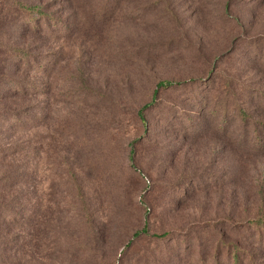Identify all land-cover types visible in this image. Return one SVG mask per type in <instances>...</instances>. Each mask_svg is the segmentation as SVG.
Returning a JSON list of instances; mask_svg holds the SVG:
<instances>
[{
	"label": "rangeland",
	"instance_id": "374dc122",
	"mask_svg": "<svg viewBox=\"0 0 264 264\" xmlns=\"http://www.w3.org/2000/svg\"><path fill=\"white\" fill-rule=\"evenodd\" d=\"M113 2L0 0V264H264V0Z\"/></svg>",
	"mask_w": 264,
	"mask_h": 264
},
{
	"label": "trees",
	"instance_id": "16d2710c",
	"mask_svg": "<svg viewBox=\"0 0 264 264\" xmlns=\"http://www.w3.org/2000/svg\"><path fill=\"white\" fill-rule=\"evenodd\" d=\"M111 2V0H109V3ZM118 2H119V0H114V2H113V5H112V7H109V10H112L113 11V9L116 7V5H118ZM110 6V5H109ZM19 9L20 10H24V11H26V12H28V13H30V15H31V17H35V16H37L38 14H39V12L38 11H34L33 10V7H32V5H28V6H20L19 7ZM111 13V12H110ZM30 20H31V18H30ZM15 56H17V55H15ZM23 57H20V59H22ZM22 82V81H21ZM22 84V83H21ZM172 84H174V82L172 81V80H158V81H156L155 82V85H154V89H153V95H154V93L156 92V90L158 89V88H165V87H168V86H171ZM23 85V84H22ZM23 86H25V85H23ZM12 87L15 89V90H20V91H23L24 89H22V88H18V85L17 84H15V85H12ZM200 102H201V100H200ZM199 102V103H200ZM146 105V104H145ZM145 105H143V106H145ZM212 111V109H210L209 111H207V112H211ZM239 111H241V117H244L245 115H244V109L243 108H239ZM8 112H10L12 115L15 113V111H8ZM142 116V115H141ZM16 120L18 121V118H16ZM182 121V120H181ZM197 122L195 121V120H191V119H189L188 120V122H187V124L185 125V128H187L188 130H190V131H192V132H194L193 131V128H194V125L196 124ZM176 124H178V123H176ZM175 124V125H176ZM196 133V132H195ZM11 175H3V178H1V181L2 180H5V178L4 177H10ZM9 204L10 203H8V202H6V201H0V218H2V219H7V220H9L10 221V217H9ZM11 206V205H10ZM12 208H15L13 205L10 207V209H12ZM252 224V225H255V226H258L259 228H262V230L260 231V233L258 234L259 235V238H258V240L260 241V242H262V241H264V213H262V214H260V215H258V216H256V217H254V218H247V219H245L244 220V224ZM247 224V225H248ZM139 233H147L146 232V226L145 225H143L140 229H138V230H135V231H133L132 232V236L134 237V236H136L137 234H139ZM166 235V233L165 232H160V233H154V232H152L151 233V236L152 237H154V238H161V237H164ZM6 240H5V238L4 237H1L0 236V243L2 242H5ZM236 250H237V248H234V250L233 249H229V251H228V253L231 255V258L234 260V262H233V264H238V260H237V258H235V256H236Z\"/></svg>",
	"mask_w": 264,
	"mask_h": 264
}]
</instances>
